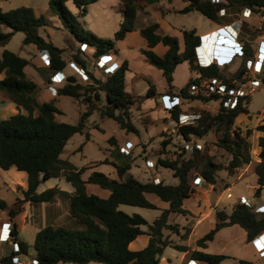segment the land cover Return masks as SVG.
Segmentation results:
<instances>
[{"label":"trees","instance_id":"1","mask_svg":"<svg viewBox=\"0 0 264 264\" xmlns=\"http://www.w3.org/2000/svg\"><path fill=\"white\" fill-rule=\"evenodd\" d=\"M68 0H49L50 8L58 13L59 17L67 21L75 32L81 27L76 16L67 6ZM79 8L81 15H85L88 5L96 0H72ZM155 0H121L123 5V19L119 28L114 33V38H103L94 33L83 32L77 37L82 43L96 46L94 57L107 55L111 50H117V41L126 37L127 33L136 29V18L139 10H146ZM186 5L180 12L197 10L219 24H226L233 20L232 13L241 10L257 12L264 7V0H185ZM224 9L225 13L221 14ZM147 11V10H146ZM0 24L6 25L10 31H0V47L5 46L16 32H24L23 43L33 44L38 49H47L50 53L49 68L53 71L63 70L67 61L63 57L64 49L46 40L40 35L39 29L46 25L44 15L38 14L31 6L20 5L3 10L0 7ZM158 22H152L141 27L140 33L147 42V47L141 52L148 61L160 69L168 84L169 94L187 99H199L210 101L220 98L218 94L203 96L191 94L190 88L201 78L217 76L233 85V79H251L245 62L255 51L248 42H243L242 52L244 62L232 74L226 76L217 62H211L205 66L197 61L196 48L200 45V35L195 28H183V44L177 35L161 33L158 31ZM167 46L163 55L154 51L157 44ZM81 49L73 55V60L82 65L86 59L80 54ZM189 61L191 70L197 73L179 89H174V71L177 65L183 61ZM30 59L19 55L9 49H4L0 54V73L5 77L0 79V91L24 112H17L7 118L0 119V168L8 170L16 167L27 175V188L24 190V199L33 202H52L57 195L69 199L71 216L76 225L47 224L40 228L35 236L33 247L36 250V264H89L98 262L102 264H159L160 256L166 246L172 245L179 250H185V245L175 244L164 235V229L178 231L177 225L169 222V215L186 214L188 210L183 207L185 199L194 192L189 174L192 170L198 172V177L204 182L215 184L217 172L225 169L233 172L238 167L252 161L250 152L251 143L248 136L252 129H248L244 135L241 130L234 127L236 117L241 113H248L250 96H239L237 102L231 106L220 103L216 113H205L197 117L195 122L178 124V130L183 138L188 141L191 137L202 138L210 131L215 132L217 139L214 141L219 147L228 152L230 158L226 164H222L210 158L196 146L189 157L179 155L175 158H159L157 166L170 168L177 183H166L164 180L154 182L152 179L142 181L133 174L131 169L132 157L129 153L121 151L122 144L113 135L109 137V157L102 162L115 167L117 178L109 174L92 170L84 178L86 167H77L70 160L62 158L65 146L75 133H84L88 118L98 108L95 101H102L104 93L105 104L100 108L102 116H107L126 132L139 133V128L131 119V106L135 104L136 97L125 89L126 71L128 61L124 60L112 73L102 80L83 84L75 75H67V78L58 87L60 96L84 99L87 109L81 114L76 123L59 120L57 115L62 110L56 103V98L39 101L35 96L39 85L28 76L25 67ZM51 78L48 79V81ZM264 81V78H263ZM150 87L148 97H153L156 92L155 85L149 80ZM57 94V95H58ZM56 96V95H55ZM225 98V97H223ZM26 111V112H25ZM180 105L174 104L171 109L172 118L179 122ZM258 130L264 132V125H259ZM164 146L168 141L162 142ZM200 145V144H199ZM261 150L260 161L255 165L258 175V186L255 195L259 196L264 187V136L259 138ZM184 150V147H183ZM112 159H111V157ZM65 170V172H64ZM64 176L75 188L73 192H67L59 187H50L41 192L39 185L53 177ZM96 184L109 191L108 196H101L89 192L87 184ZM147 193H154L160 199L167 201L169 207L162 210L152 223L139 213L128 214L119 208L120 204L136 205L147 208H157ZM6 200L0 198V209H6ZM17 211L10 210L11 218ZM215 225L197 240L199 246H206L212 240L219 229L225 226L239 224L247 231V241H252L264 232V211L255 212L252 206L244 202H238L228 212L225 209L216 210ZM147 225L148 230L142 229ZM148 233V244L138 250L129 247L138 235ZM13 241L20 245V253L27 254L30 245L19 239L17 223L13 222ZM193 256L199 260L217 264L227 256L212 254L200 250L193 251ZM16 252L10 251L0 259V264H16ZM239 264H252L251 261L240 259Z\"/></svg>","mask_w":264,"mask_h":264},{"label":"rangeland","instance_id":"2","mask_svg":"<svg viewBox=\"0 0 264 264\" xmlns=\"http://www.w3.org/2000/svg\"><path fill=\"white\" fill-rule=\"evenodd\" d=\"M11 4L4 3V5H11L17 7L20 5L31 6L37 11L38 14H42L46 18V25L39 29V33L46 40L52 41L55 45L64 49L63 57L67 61L66 67L62 73L67 75H75L79 82L86 84L94 81L91 74L95 78L104 80L108 74L104 73L103 69L95 67V60L98 57H94L96 46L93 44L87 45L84 49H81V40L77 37V33L83 34V32L94 33L103 38H114L115 31L119 28L120 22L123 19L122 10L123 5L121 0H96L88 5V10L85 15H81L79 8L72 0L66 2L68 8L76 14L80 28L77 32L74 31L72 26L63 21L59 17L58 13L53 11L49 6V0H10ZM163 2L155 0L151 3L152 8L148 12L138 11L136 18V29L127 33L126 37L122 40H118L116 46L119 51L111 50L109 54L102 55L107 59V65L113 71L119 67L124 60L128 61V69L126 71L125 89L135 95L136 102L131 106V119L134 124L139 128V133L136 135L133 132H126L121 129L119 125L113 119L102 116L100 108L104 107V93L102 101H95V105L98 106L94 110L93 114L88 118L84 133H75L68 141L63 153L62 158L70 160L77 167H86L83 172V177L86 178L92 170L103 171L112 177H118L114 166L111 164L102 162L105 158L109 157L110 149L112 148L109 143V137L115 136L122 146H125L130 151L132 157L131 169L129 173L133 174L142 181H148L152 179V176L156 173L161 176L166 183H177L178 179L174 177L172 170L167 167L157 166L159 158L169 157L175 158L179 155L187 158L190 156L193 148L196 144H200V150L208 155L213 160L226 164L230 158V155L222 147H219L214 141L217 139L215 132H209L202 138L191 137L186 141L182 134L178 130L177 121L172 118L171 109L174 104L180 105V117L188 119L187 116L194 117L193 120H187L188 122L197 119L201 114L216 113L219 110L220 103L224 99L213 98L210 101H203L199 99H187L182 97H176L173 94H169L168 84L162 74V71L152 65L147 57L141 52L142 48L147 47L145 38L140 33V28L146 26L152 22H158V31L166 33L165 31L172 29L174 26L175 33L180 40L181 47L184 46L182 38V27L195 28L199 32L207 29V27H213L214 21L203 15L197 10L189 12H166L168 6L166 0ZM185 3V0H173V5L178 8ZM3 7V4H0ZM10 9L4 7V9ZM249 11L241 10L238 13H232L233 19L245 18L248 16ZM248 18H251V22L247 23L248 31L251 32L249 37L244 35L238 36L237 41L230 42L226 39L224 33L216 35L204 36V44L200 47V62L203 65L211 63V53L216 55V60L222 64L220 67L223 73L231 77L232 74L238 69V67L244 62L242 44L246 39H251L255 53L252 56L254 60L258 51H264V36L256 38L257 33L264 32V7L257 12L250 13ZM253 20V21H252ZM232 21V20H231ZM256 22V23H255ZM216 23V22H215ZM219 24V23H218ZM259 24L260 28H256ZM227 29V28H226ZM0 31H10V28L6 25L0 24ZM225 32V30H224ZM229 33V31H227ZM230 34V33H229ZM221 35V37H220ZM263 35V34H262ZM24 32H16L12 39L5 46L0 47V52L4 49H9L18 53L19 55L29 58L30 63L25 67V71L30 78H32L39 88L35 94L39 101L48 100L49 94L46 91L51 82H47L48 78L55 72L49 68L47 61L43 60L39 55L40 49L33 44L23 43ZM243 39V40H242ZM208 41H212L214 44L213 50L209 46L211 44ZM163 44L157 45L153 48L158 54L165 49ZM81 49L80 54L86 59V65L90 74V81L84 80L79 73L72 69L71 65L74 62L73 55ZM206 49V50H205ZM210 52L208 53V51ZM161 55V54H159ZM258 57V56H257ZM208 58V59H207ZM209 60V61H208ZM204 62V63H203ZM264 68L257 77L262 81L261 86L257 87L251 94V100L248 103L251 114L243 113L239 114L234 123V127L242 131L245 135L248 129H252L251 134L248 136V140L251 143L250 152L253 154L259 145L258 135L261 130H258L259 125H264ZM250 76L253 74L248 71ZM197 73L191 70L189 61H183L179 63L174 71V89L171 92H178L191 77H194ZM254 77V75H253ZM244 78V76H243ZM149 80L156 87V94L153 97H148L147 91L150 87ZM62 83L58 84L59 87ZM49 83V84H48ZM45 89V90H44ZM51 92V91H50ZM58 94V93H57ZM58 107L62 110V114L57 115V118L62 121L76 123L81 114L87 109V104L82 97L73 98L68 96H60L59 94L54 96ZM225 99L223 104H225ZM20 109V107L18 106ZM26 112V111H25ZM7 114L5 118L9 117ZM183 115V116H182ZM179 117V118H180ZM163 141H168L167 145H163ZM188 143L190 147H185ZM260 146V145H259ZM184 147V150H183ZM261 147V146H260ZM111 157V156H110ZM112 159V157H111ZM253 159V158H252ZM154 163L153 166H149V161ZM65 172V170H64ZM154 173V174H153ZM225 171L219 170L217 174L224 175ZM198 172L192 170L189 174L193 186H196L194 182L198 177ZM26 174L16 168H10L8 170L0 171V198L6 200L8 207L0 210V221L11 218L10 210L19 212V209L28 208V204L34 205L33 209L21 211L20 218L21 223L23 218H34L38 228H42L47 224H65L76 225L74 218L71 216L69 207V199L67 197L57 195L52 202L46 204H38L24 199V190L27 188ZM50 187H59L60 189L73 192V185L68 182L64 176L53 177L43 181L38 191L41 192ZM89 192H94L101 196H108L109 191L101 188L98 185L91 184L88 187ZM147 197L154 202L158 208H147L136 205L120 204L119 208L128 214L139 213L144 216L150 223L158 216L165 201H162L156 194L148 193ZM194 196L195 202L197 199ZM255 199H259L255 197ZM49 204V205H48ZM35 205L38 208H35ZM19 208V209H18ZM18 215V214H16ZM15 215V216H16ZM11 218L12 220L15 218ZM29 221V220H28ZM147 225H142L143 230H147ZM33 232L30 230L22 231L21 235L25 239H31ZM10 245H12L10 243ZM36 250L33 246L29 248L28 254H21V258H25L32 262V257H35ZM18 260V262H17ZM20 258L16 259L17 263H20ZM73 264V263H68ZM93 264H101L93 262ZM225 264H235L233 260L225 261Z\"/></svg>","mask_w":264,"mask_h":264},{"label":"crops","instance_id":"3","mask_svg":"<svg viewBox=\"0 0 264 264\" xmlns=\"http://www.w3.org/2000/svg\"><path fill=\"white\" fill-rule=\"evenodd\" d=\"M161 2L163 1L161 0ZM4 3L11 4L10 0H0V4H3V7L0 6L2 9L4 7L10 8L11 5H4ZM186 3L187 2L185 1V3L182 4L181 7L176 8L173 5V0H166V5L168 6V9L166 10V12H180L179 10L183 8L186 5ZM151 8H152V5L150 4L146 8L147 11L146 10H139V11L148 12L150 11ZM4 10H8V8ZM247 15L248 16H244L245 18L240 17L237 19H233L232 21L226 24H218L214 22L215 25L213 27L208 26L207 29L201 32H199V30L197 29L196 30L200 36H206V35L210 36L211 32H213L212 34L214 35H216V33H218L219 35L222 32L224 33L223 36H225L226 39H228L229 41L231 40L230 42L237 41L239 35L240 36L244 35L246 37L250 36L251 32L248 31L247 23L251 22L250 21L251 18H248L251 14L248 12ZM228 24L230 25L229 27L231 28L229 32L230 34L227 32L228 30L225 28V25H228ZM171 28L172 29L167 30L165 32L176 35L174 26H171ZM182 28H185V27H182ZM256 28L261 29L259 24L256 25ZM236 34L238 35L237 37H236ZM256 35H257L256 38H259V37L261 38L262 36H264V32L260 31ZM182 38H183V35H182ZM244 42H248L249 45L252 43L251 39H246ZM208 43L211 44V46H209V49L211 48V52H212L214 44L212 41H208ZM263 43H264V40H263ZM157 45L155 47H157ZM166 50H167V46L159 54L163 55ZM117 51H119V48L117 49ZM209 52L210 50L208 51V53ZM1 53L2 52H0V54ZM211 55H212L211 57V62H212L214 61V59L216 60V57H215L216 55H213V53H211ZM252 56L248 57L247 59L252 58ZM256 59L263 61L262 69H261L262 71L264 68V51H258V55H256L255 57V60ZM217 63L220 66L222 65L219 63V61ZM259 73L260 72H253V75L257 77ZM263 74H264V71H263ZM4 77H5V73L1 72L0 79H3ZM49 78H51V76ZM47 82H51V81H47ZM46 91L49 94L48 100L55 98L54 97L55 95H53L50 92L49 88L46 89ZM250 100H251V96H250ZM17 112H24V109L23 108L19 109L15 102L8 99L5 96V94L0 91V119L5 118L7 114L12 115ZM247 114H251L250 108ZM261 136H264L263 131H261V133L258 135V139ZM260 150H261V147L258 145V147L254 149L255 152L251 154L253 158L252 161H250L249 163L243 164L242 166L235 169L233 172L230 173L227 170L223 169L225 171L224 175L217 174V181L215 184L206 183L204 182L203 179H201L199 184H196L195 192L189 198L185 199L183 203V207L188 210V213L186 214L171 213L169 215V222L176 224L178 231L174 232L169 228L164 229L165 237H167L171 242L175 244L185 245L188 248L185 250H179L173 247L172 245L166 246L163 250L162 255L160 256L159 264H187V262L190 259H194L198 264H211L209 262L195 258L192 254L193 251L195 250H200V251L212 253V254H223L227 256L225 259H223L217 264H225V261L227 260H233L235 264H239L240 259L251 261L252 264H264V241L262 240L264 232H262L252 241H247V231L239 224H233V225L222 227L221 229L217 231L214 238L207 242L206 246H199L197 244V240L215 225V222H216L215 215H216L217 209H225L226 211L230 212L236 203L242 202L243 200L246 199V200H249V202L253 204L254 206H258L262 210H264V187L261 189L259 196L255 195V190L258 186V175L255 172V165L257 162L260 161V157H259ZM11 168H16V167H11ZM2 170L3 169L0 168V171ZM152 180L154 182H159L164 179L155 173L152 176ZM89 185H91V183L87 184V189ZM229 194L231 195L229 196ZM194 196H196L195 198L197 199V202L193 201ZM255 197H258L259 199L257 200L255 199ZM165 202L167 204H164V207L161 209V212L163 209L169 207V203L167 201ZM41 203L46 204L47 202H38V204H41ZM33 207L34 205L28 204V208L25 209L27 210L26 215L28 214V210L33 209ZM35 208H38V206L35 205ZM25 210L24 208L19 209V212L17 213L18 215H16L13 220L11 218L9 219L6 218L0 221V229H1L3 222L9 221L13 225V222L15 221L17 223L19 239L24 240L31 247L34 244L36 233L41 227L38 228L37 225L39 223H37L36 220L32 218V216L28 219H26L27 217H24L22 223L18 220L20 218V214H21L20 212L25 211ZM3 212H5V209H3L2 213ZM26 230H30L34 233L31 239H25L21 235V232L26 231ZM147 230H148V227H147ZM147 230L145 229V231ZM149 239H150V235L148 233L140 234L133 241L130 242L129 247L133 250L142 249L148 244ZM11 249H12V245H10V243L0 241V259L2 256L8 254L11 251ZM21 254L22 253L17 254L20 260H22L20 261V263H17V264H32L31 261H28L25 258H21L20 257ZM32 258H35V257H32ZM89 264H93V262H90Z\"/></svg>","mask_w":264,"mask_h":264},{"label":"built area","instance_id":"4","mask_svg":"<svg viewBox=\"0 0 264 264\" xmlns=\"http://www.w3.org/2000/svg\"><path fill=\"white\" fill-rule=\"evenodd\" d=\"M246 12L249 11V13H251L250 10H245ZM225 10L222 9L221 10V14H224ZM230 25H225V28H227V30L230 32ZM238 35L236 34V37ZM86 47V43H82L80 48L84 49ZM39 55L41 56V58L45 61L50 62V53L47 49H42L39 51ZM262 60H253L252 58H249L246 60L245 65L248 71H251V73L253 74V72H260L262 69ZM95 67H98L100 69L104 70L105 74H110L113 71L110 69V67H108L107 65V59H105L104 57L100 56L98 57V59L95 60ZM72 69H75L79 75L82 77V79L84 80H89L90 81V74H89V70H88V65H82L78 62H73L71 65ZM63 70H58L55 71L52 75H51V84L48 86L49 90L51 91V93L53 95H57L58 93V87L57 85L62 83V81L67 78V76L65 74L62 73ZM233 85H229L227 82H225L223 79L217 77V76H212V77H205V78H201L199 82L197 83H193L191 85L190 88V92L191 94H196V95H203V96H211L212 94H218L220 97H225L224 99L225 101V105L229 106H233L237 100L239 96H251V94L255 91V89L259 86H261L262 81L260 78L258 77H253L251 79H246V78H242V79H233L232 80ZM251 93V94H250ZM183 116V115H182ZM188 117V119H186V117ZM183 117L185 118H179V122H177V124H182V123H192L193 121L188 122L187 120H193L194 117H190L189 115H184ZM197 146H199V144H197ZM185 147H190V145L188 143L185 144ZM121 151H123L124 153H129L130 151L128 150V148H126L125 146H121ZM149 166H154V163L150 160L149 161ZM202 178L200 177H196L194 182L196 184H199V182L201 181ZM231 194H229L230 196ZM242 202L248 204L249 206H252V208L254 209L255 212H261L264 211L262 210L260 207L258 206H254L253 204H251L249 202V200H243ZM12 229H13V225L11 222L7 221V222H3L1 229H0V241L2 242H7V243H11L12 244V251L16 252V254H20V245L17 241H13V235H12ZM264 241V234H263V239ZM18 258V255L15 257V262L16 259ZM18 262V260H17ZM16 262V264H17ZM37 263V259L36 258H32V264H36ZM187 264H198L194 259H190Z\"/></svg>","mask_w":264,"mask_h":264},{"label":"water","instance_id":"5","mask_svg":"<svg viewBox=\"0 0 264 264\" xmlns=\"http://www.w3.org/2000/svg\"><path fill=\"white\" fill-rule=\"evenodd\" d=\"M204 44V36L200 37V45L196 48L197 60L200 59V47Z\"/></svg>","mask_w":264,"mask_h":264},{"label":"clouds","instance_id":"6","mask_svg":"<svg viewBox=\"0 0 264 264\" xmlns=\"http://www.w3.org/2000/svg\"><path fill=\"white\" fill-rule=\"evenodd\" d=\"M198 61V63L200 64V65H203L201 62H200V59L199 60H197ZM203 66H205V65H203ZM182 114V113H181Z\"/></svg>","mask_w":264,"mask_h":264}]
</instances>
